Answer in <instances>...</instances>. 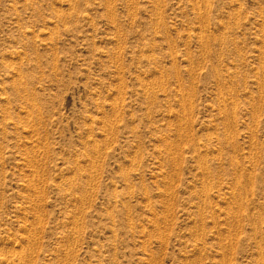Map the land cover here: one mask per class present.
Returning a JSON list of instances; mask_svg holds the SVG:
<instances>
[{"label":"rangeland","instance_id":"1","mask_svg":"<svg viewBox=\"0 0 264 264\" xmlns=\"http://www.w3.org/2000/svg\"><path fill=\"white\" fill-rule=\"evenodd\" d=\"M0 264H264V0H0Z\"/></svg>","mask_w":264,"mask_h":264},{"label":"bare ground","instance_id":"2","mask_svg":"<svg viewBox=\"0 0 264 264\" xmlns=\"http://www.w3.org/2000/svg\"><path fill=\"white\" fill-rule=\"evenodd\" d=\"M177 153V152H176Z\"/></svg>","mask_w":264,"mask_h":264}]
</instances>
